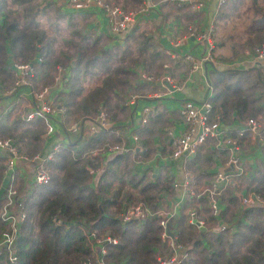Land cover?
<instances>
[{"label": "trees", "instance_id": "1", "mask_svg": "<svg viewBox=\"0 0 264 264\" xmlns=\"http://www.w3.org/2000/svg\"><path fill=\"white\" fill-rule=\"evenodd\" d=\"M103 1L118 5L117 0ZM128 1L133 6L143 2ZM37 2L23 0L22 4L21 0H0L1 88H6V82H10L13 77L9 62L31 64L35 71L30 87L39 84L41 88L52 89L50 92L55 106L63 107L68 116L77 118L80 122L91 119L99 108L107 112L110 104L117 106L122 103L125 89H134L129 82L134 75L133 67L139 65L145 71L144 68L159 66L161 54L155 50L153 38L142 33V39L137 40L135 25L128 32L126 30L119 35L110 34L106 28L107 35L118 42L110 47L105 46L104 34L101 36L81 29L75 33L74 40H67L73 47V52L65 49L55 52L52 47L53 39L46 38L41 29L36 31L39 22L35 17L40 18L52 6L55 19L63 17L59 9L61 3L58 0ZM27 5H34V8L27 10ZM8 7L13 9L10 16L13 18L9 20L6 14ZM14 7H19V10ZM123 7L125 6H120L125 10ZM215 9L216 18L224 22L232 16H252L247 22L246 36L240 41L241 46L249 50L264 45L263 1L248 0L246 3V0H223ZM26 11H31L30 18L23 17L27 16ZM67 15L72 18L69 13ZM209 38L211 39V33ZM213 52L214 44L210 49L211 58ZM34 56H39L40 61L33 62ZM57 65L62 66L66 77L59 84L53 81ZM209 74L212 92L207 98L210 104L208 121L218 116L221 122H225L232 112L239 120L252 116L251 110L258 106L255 104L258 100L251 93L245 92L243 87L245 82H251V78L255 81L252 82L254 85L259 84L257 76L254 77L256 74L248 75L236 70L222 73L212 70ZM21 120L17 119L12 128L0 123V137L10 138L17 152L27 156L36 151L35 146L42 140L43 125L38 118ZM109 134L106 130H99L79 139L78 143L57 148L47 165L49 182L44 186H33L24 199H21L25 218L14 239L15 259L11 261L7 251L2 250L0 264H154L157 257L167 255L168 250L159 238L157 215L125 223L120 222L118 215L131 200H138L150 210H155L164 197H173L175 189L171 188V184L174 179L170 170L160 167L150 179L147 172L149 168L137 172L134 164H129L131 167H128L130 155L121 151L114 153L101 165L95 159L98 158L96 155H89L107 140ZM243 134L239 133L238 138L242 140ZM78 136L80 137V132ZM28 140L30 143H27ZM113 142H118V139ZM143 144L145 147V142ZM74 146L76 148L72 149ZM222 150L219 158H224L226 154ZM152 152V148H143L136 155L143 161ZM262 152L264 154V148ZM1 162L0 157V180L3 168ZM90 169L97 171L93 178ZM188 173L196 180L192 172ZM239 178L245 181L248 193L264 199L263 161H259L249 174L240 175L238 181ZM226 198L230 203L228 205L234 206V212L232 206L229 217L225 218L224 212L220 211L221 222L231 226L223 232H195L183 215L169 219L168 225L179 233V242L187 246L188 256L183 264H264V206L241 207L233 194ZM200 201L205 204L206 211L205 198L201 197ZM186 202L193 205L191 198ZM204 218L212 225L214 218L210 214ZM3 230L0 219V233ZM90 232L100 238L115 239V243L104 244L105 251L100 259L88 249Z\"/></svg>", "mask_w": 264, "mask_h": 264}, {"label": "crops", "instance_id": "2", "mask_svg": "<svg viewBox=\"0 0 264 264\" xmlns=\"http://www.w3.org/2000/svg\"><path fill=\"white\" fill-rule=\"evenodd\" d=\"M34 1L37 2L40 0ZM156 1L157 2L154 0H143L142 4L149 8L147 11H143L137 15L140 16L138 22L143 23L150 21L146 23V26L151 23L154 31L153 34L150 32H142L138 30V26H135L138 31L136 32V39H142V33H147L151 36L153 38L152 43L155 50L161 54V60H166V62H162L156 67H154V65L151 66V68L161 67L159 73L153 77L156 78L154 81H145L139 77L140 72L143 71L142 66L136 65L132 68L134 75L129 82L133 84L134 89L131 90L136 92L133 94L140 95L141 97L135 103L130 105L124 104V99L122 100L123 102L121 101L124 106H122V103H118L117 106L110 104L111 107L107 109L106 114V116L111 117L107 118L108 123L113 125H126L129 134L117 136L111 131L106 130L110 134L107 140L101 145L107 143L116 144L118 146L123 145L126 148H130V150L124 152L130 155L128 159V167H131L130 165L134 164L135 167H137V172H141L144 167L149 168V171L147 172L149 173L150 179L154 177L158 168L167 167L170 170L174 182H182V180L186 178L185 173L190 171L196 179L194 180L191 178L192 181H190L192 184L209 185L213 173L223 168V163H225L229 153L228 147H224L223 144L216 145V139L209 138L198 147L195 157L189 160H170L168 156L171 152L172 145L169 132L172 135H177L182 129V123L178 113L182 101H190L197 105L205 98L211 96L210 71L213 70L218 73L225 72L226 70L242 71L246 72L248 75L256 74L254 77L257 76L259 80V84L254 85L253 83L255 81L251 78V82H245V86L243 87L245 92L251 93L252 97L255 100L257 98L258 100V103H255L258 104V106L256 105L255 109L251 110V113H253L252 116L239 120L235 118L234 112L231 111L232 113L228 115V120L225 122H221L220 119H218V116L210 118L209 120L217 122L220 138H229L233 140L237 146L239 157L241 159L239 168L240 171H242V174L240 175L245 176L249 174L252 169L259 164V161H263L264 163V154L262 152V149L264 148V58H256L253 54V48L248 50L247 48L242 47L240 43V41L245 38L248 27L247 23L243 22H245V20H247V22L250 21L252 16H249L247 19L239 16L230 21L234 17L232 16L231 18H228L227 22H224V20H218L215 11L216 6L219 4L217 0H208L206 1V4L203 3V6L198 9H194V7L192 8L190 3L179 2L178 0ZM213 1H215L216 4L214 7L211 6ZM261 1L264 2V0ZM21 2L23 4V0H21ZM147 2L148 4H146ZM116 4L121 7L122 5L125 6L123 7L125 10L121 9L122 11H127L126 9L133 6L129 5L128 0H117ZM59 9L63 17H69L67 13L72 17L81 16L84 19L81 29H85L88 32H93L101 36L104 34L106 36V47L118 44L116 39L107 35L106 18L100 13L76 12L74 10L61 8V6H59ZM134 9L135 8H133V10ZM56 18L59 20L58 17ZM188 30L195 32H208V35L211 33V43L214 44V52L211 54L212 58L210 57L212 67L206 65L207 70H209L207 73L204 71L205 62L202 61L206 54L205 40L188 37L181 39V42L177 46L173 45V40L183 34L185 35ZM186 56H189V60L184 58ZM10 60L11 59H9V61ZM149 61L152 62L151 60ZM165 68L167 69L165 70ZM164 71L167 72L169 76L171 75L170 78L172 77L171 80L175 87L169 89L167 92L164 91L162 84L157 82V78L161 77ZM194 72H197L198 75L194 76ZM39 81L40 79L38 80V83ZM7 85L8 82H6V86ZM7 88H4V90L0 87V123L12 128L17 119H24L26 114L32 109L33 104L29 93V87H20L15 94H5ZM112 99L114 100V98ZM60 108L63 107L59 106V109ZM144 109L149 111L147 116L143 114ZM21 111L25 114L21 115ZM16 112L19 114L15 115ZM94 116L95 115H93V117ZM144 116H146V121L142 122V117ZM248 118L258 119L262 123L254 134H251L246 130V120ZM87 120L88 119L80 121V124L87 122ZM41 123L43 125L42 120ZM79 132L80 137L78 136ZM241 132L245 134H243L244 136L242 135V140L237 136ZM89 134L91 133L85 131V136L83 137H86ZM134 135L137 137L136 140L132 139ZM83 137L81 129L76 133H70L67 131L66 126L63 125L61 127L59 124L55 125L54 132L49 135L43 133L42 140H40L35 146V153H37L32 157L45 155V153L53 150L52 148L56 145L60 148V146H69L71 141L78 143V140ZM116 139H118V142H113ZM143 142L146 144L145 147ZM75 148L76 146L72 149ZM143 148H152L153 152L151 156L142 161L136 153ZM221 149H223L222 151H226L224 158H219V156H221ZM117 152H103L101 155H96L98 158L95 159L102 165L104 160L111 158L112 155ZM122 152L123 151H121V153ZM1 155L3 157V153ZM89 156L91 157V155ZM207 157H209V160H207ZM192 161L194 162L192 163ZM35 164L36 161H31L30 163L29 161H18L15 163L11 184L13 185L17 183L22 186V191L20 189L22 200L33 187L30 178V169ZM89 172L92 173L93 178L97 171H92L90 169ZM239 181L240 182H237L236 184L237 186H229L218 197V203L221 208L220 211L224 212L225 218H228L226 214L232 210L233 206L228 205L230 203L227 201L226 197L233 194L237 199L238 205L241 206L240 198L238 196L248 193V189L245 188V181L241 178H239ZM174 182H172V184ZM8 183L9 181L5 178L1 180L0 205L5 194L4 189ZM172 184L171 188L173 190L175 189L173 197L167 195L158 205H161L160 207L167 212H174L175 217L183 215L188 223L187 212L188 209L192 207V204L188 205L186 202L188 197L183 195L181 189L173 188ZM171 199L173 200V204L170 202ZM205 201L206 205H208L206 198ZM204 205L205 204L200 201V213L202 214V217L209 215L207 207V210L204 211ZM127 207L128 206L125 208ZM124 209L121 212H123ZM157 209L158 208L155 210ZM219 220L221 221L220 216ZM214 224L215 220L212 222L211 226L207 225V227L201 231L193 226L192 227L195 232L198 233L205 230H212V232L215 231L216 233H219L214 230ZM229 225L230 224L226 225V229L231 228Z\"/></svg>", "mask_w": 264, "mask_h": 264}, {"label": "built area", "instance_id": "3", "mask_svg": "<svg viewBox=\"0 0 264 264\" xmlns=\"http://www.w3.org/2000/svg\"><path fill=\"white\" fill-rule=\"evenodd\" d=\"M61 3L62 8L74 10L76 12H90L100 13L106 18V28L110 34L119 35L129 30L139 19L138 13L135 11H122L116 6L110 5L103 0H58ZM182 2L190 3L191 7L198 9L206 4L208 0H181ZM221 3L223 0H217ZM112 37V36H111ZM194 37L196 39L205 40L206 54L202 59L204 62H211L210 49L213 47L212 41H210L208 32H192L188 30L186 34L179 36L173 40V45L177 46L181 39ZM114 38V37H113ZM253 54L256 58H264V45L253 48ZM189 60V56L184 57ZM32 61H40L39 56H34ZM10 69L12 71L13 79L11 86L6 90V94H15L20 87H29V93L32 99V109L26 114L25 120H32L38 118L45 123L44 131L45 135H49L54 132L55 125H64L66 113L63 108L55 109L52 103V97L50 96L49 88L43 87L40 90L34 91L30 88V80L33 77V69L31 64L28 63H16L10 62ZM167 68H165L166 70ZM64 69L62 66L57 65L53 76L55 84H59L65 80L63 74ZM139 77L145 81H154L150 75L141 71ZM157 82L162 84L164 91H168L170 88H175L169 74L164 71L161 77L157 78ZM57 86V85H56ZM210 87V86H209ZM141 96L137 94H128L124 98V104H133ZM210 110V104L205 98L199 104L195 105L190 101H182L178 110L182 129L177 135H172L170 132V142L172 145L171 152L169 154L170 160L182 159L189 160L195 156L198 147L203 144L209 138L216 139V145L223 144L224 147H228L229 153L223 163V168L213 173V177L209 185L191 183L192 179L188 172L185 173L184 180L172 184L173 188H180L185 197L193 199V205L188 209L187 219L188 223L193 227L204 230L207 225L200 213L201 197H205L208 205V213L215 218L214 227L216 231L221 232L226 229V225L219 220L220 205L218 203V197L229 186H235L234 179L242 174L239 165L241 159L239 157V150L234 141L219 137L218 124L215 121H208V112ZM144 115H148L149 111L144 109ZM146 116L142 117V122L146 121ZM85 120V119H84ZM262 125L261 121L255 118H248L246 120V130L251 134L256 133L257 129ZM66 126L67 131L70 133H76L81 129L82 133H96L99 130H108L117 136L129 134V130L126 125H113L108 123L106 116L102 110H98L96 115L88 119L87 122L71 123ZM133 140L137 137L134 135ZM58 148V145L55 147ZM130 148H126L123 145L116 144H103L101 147L92 150L91 156L101 155L103 152H127ZM0 153H3L4 169L2 177L9 181L8 185L4 189V196L0 205V219L2 221L4 230L0 233V252L2 250L7 251L8 257L11 261H14L15 256L13 253L14 239L17 236L20 226L25 218L23 206L20 199L17 196L15 189L11 188V180H13V170L15 163L18 161H36V164L32 166L31 170V182L32 186L40 185L44 186L49 182L48 170L45 167V162L51 159V153H45V155L35 156L27 158L26 156L19 154L13 145L12 140L7 138H0ZM52 151V150H51ZM50 152V151H49ZM231 168V169H230ZM5 176V177H4ZM191 180V181H190ZM237 186V185H236ZM15 190V191H14ZM240 203L243 207H249L254 205L264 206V199L253 193H245L240 195ZM158 205L157 210H150L145 204L138 201L133 203L124 209L118 216L121 223H125L130 220H138L152 215L159 217L158 225L160 226L159 238L165 244L168 250L166 256L161 258L157 257L154 264H183V261L187 258V246L179 242V233L171 225H168V221L171 217L175 216V213L167 212ZM160 207V208H159ZM115 243V239L109 237L100 238L94 232L88 234V249L94 256L101 257L104 253L105 243ZM78 264H90V262H81Z\"/></svg>", "mask_w": 264, "mask_h": 264}, {"label": "rangeland", "instance_id": "4", "mask_svg": "<svg viewBox=\"0 0 264 264\" xmlns=\"http://www.w3.org/2000/svg\"><path fill=\"white\" fill-rule=\"evenodd\" d=\"M155 2H157L156 0H154ZM159 3V2H158ZM158 3H156V4H158ZM246 3H248V0H246ZM37 4L40 6L41 5V3L40 2H37ZM146 4H148V2L146 3ZM248 5V4H247ZM246 5V6H247ZM28 7H27V10H30V8H34V5H27ZM113 6H115V5H113ZM245 6V7H246ZM116 7H118L119 9H121L120 8V6H116ZM133 8H135L134 10H135V12L136 13H138L139 11L142 13L143 11L145 12V11H147L148 10V6H146V5H144V4H140V5H138V6H132V7H130V8H128V9H126L127 11H130V12H132V11H134L133 10ZM14 9H18L19 10V7H14ZM12 7H8V9H7V11H6V14H7V20H9V19H11V18H13V17H11L10 18V16L12 15ZM246 12V11H245ZM11 13V14H10ZM31 13V11H26V14H27V16H23V17H26V18H30V16H29V14ZM41 13V12H40ZM247 14H249V12H247ZM54 15V7L52 6V7H50V8H48V9H46L45 11H44V13H43V15L42 16H40V18H39V16H37V17H35V20L36 21H38L39 22V25L37 26V29H36V31H38V30H43V32H44V35H45V37L46 38H52L53 39V44H52V47H53V50L55 51V52H59L60 50H63V49H65V50H69V51H71V52H73V47H71L69 44H68V42H67V40H74L75 39V33L77 32V31H79V30H81V28H82V26H83V23H84V19L81 17V16H75V17H72V18H69V17H61V18H58L59 20H57V18L55 19V17L53 16ZM240 15H242V14H240ZM171 16H173V15H171ZM236 17H239V16H234L230 21H232V20H234ZM241 17V16H240ZM243 18H245V19H247V18H249V16L247 17V16H242ZM148 22H150V21H147V22H143V23H141V22H138L137 23V25H135V26H138V30H140V31H142V32H150V33H152L153 34V27H152V25H151V23H150V25L148 24V26H146V23H148ZM243 23H247V20H245V22H243ZM74 24V26H72ZM134 26V27H135ZM136 32H138V31H136ZM192 32H195V31H192ZM136 34V33H135ZM113 38V37H112ZM104 43H105V41H104ZM15 62H17V63H21L20 61H15ZM164 63V62H166V60H164V61H159V65L161 64V63ZM10 63V62H9ZM154 67H156V65H154ZM33 69V75H34V71H35V69L34 68H32ZM160 69H161V67L160 68H151V67H149V68H144V70H145V72L148 74V75H151L152 77H155V75H157L158 73H159V71H160ZM11 73H12V71H11ZM55 73V72H54ZM171 76V75H170ZM169 76V77H170ZM172 78V77H171ZM12 79H13V77H12ZM11 80H10V82H8V85L6 86V88L8 87H10L11 86ZM5 88V89H6ZM7 88V89H8ZM31 88V90H34V91H37V90H40V88H41V86H39V84H35V87H30ZM4 89V90H5ZM5 93V92H4ZM133 93H136V92H134L133 90H131V88H126L125 89V92L123 93V98H122V100L125 98V96L126 95H128V94H133ZM6 94V93H5ZM139 94V93H138ZM51 97H52V103H53V95H51ZM21 102V101H20ZM123 102V101H122ZM53 105H54V107H55V109H57V108H59V105H56L55 106V103H53ZM99 110H102L103 112H104V114H105V116H106V114H107V112L105 111V109H100L99 108ZM20 111V110H19ZM18 111V112H19ZM64 111H65V109H64ZM18 112H16V114L15 115H17V114H19ZM66 112V111H65ZM21 113V115L22 114H25L23 111H21L20 112ZM107 118H109V116H106V119ZM78 122V119L77 118H73V117H70V116H68L67 115V113H66V117H65V121H64V125H67V126H69L71 123H77ZM43 126L45 127V123L43 122ZM44 131V130H43ZM15 132V131H14ZM14 132H12V134H13V136L15 135V133ZM17 132V131H16ZM44 133H45V131H44ZM83 136H85V133H82V137ZM15 137V136H14ZM1 139H5V138H7L6 136H4V137H0ZM7 139H9V140H11L10 138H7ZM14 139V138H13ZM14 141H16V139L14 140ZM30 140H28L27 141V143H30L29 142ZM13 142V141H12ZM74 143V141H71V144H73ZM29 146L31 147V144H29ZM28 146V147H29ZM57 146V145H56ZM56 146H54L52 149V151H50V152H48V153H51V159H52V157H53V154H54V152H56L58 149L57 148H55ZM15 147V146H14ZM16 148V147H15ZM37 153V152H36ZM35 153V151L34 152H32L31 154H29V155H27L26 157L27 158H32V156L33 155H35L36 154ZM25 156V155H24ZM0 157L2 158V165H3V168H2V170H1V176L3 175V169H4V161H3V157H2V155L0 154ZM51 159H49V160H51ZM49 160L48 161H46L45 162V167H46V169H48L47 168V165H48V162H49ZM231 169V168H230ZM30 170H32V167H31V169ZM234 181V183H236V182H240V181H238V180H236V179H234L233 180ZM0 183H1V180H0ZM11 186V188H13V189H15L16 190V192H17V196L19 197V199L21 200V192H20V189H21V191H22V186H20V185H18L17 183H15V184H13V185H10ZM14 190V191H15ZM20 194V195H19ZM138 200H136V201H133V200H131L130 202H129V204H128V206H130V205H132L133 203H135V202H137ZM231 212H228L226 215H227V217H229V214H230ZM203 218H204V216H203ZM204 220H205V218H204ZM205 222H206V220H205ZM206 225H209V226H211V224L209 223V222H206ZM220 233V232H219Z\"/></svg>", "mask_w": 264, "mask_h": 264}, {"label": "water", "instance_id": "5", "mask_svg": "<svg viewBox=\"0 0 264 264\" xmlns=\"http://www.w3.org/2000/svg\"><path fill=\"white\" fill-rule=\"evenodd\" d=\"M211 6L212 7L216 6L215 1H213L211 3ZM206 65H209L210 67H212V64L210 62H205L204 63V71L207 73L209 70H207ZM193 75L196 76V75H198V73L197 72H194ZM170 89H172V88H170ZM144 168H146V167H144ZM238 197L240 198V196H238ZM170 202H171V204H173V200L172 199L170 200Z\"/></svg>", "mask_w": 264, "mask_h": 264}, {"label": "clouds", "instance_id": "6", "mask_svg": "<svg viewBox=\"0 0 264 264\" xmlns=\"http://www.w3.org/2000/svg\"><path fill=\"white\" fill-rule=\"evenodd\" d=\"M137 22H138V21H137ZM137 22H136V23H137ZM136 23H135L134 25H136ZM134 25H133V26H134ZM133 26H131V28H132ZM31 80H32V79H31ZM31 80H30V81H31ZM51 90H52V89H49V91H51ZM24 118H25V117H24ZM24 120H25V119H24ZM28 121H29V120H28ZM29 163H30V162H29ZM32 164H33V163H32ZM2 179H3V178L1 177V180H2ZM20 201H21V200H20Z\"/></svg>", "mask_w": 264, "mask_h": 264}]
</instances>
